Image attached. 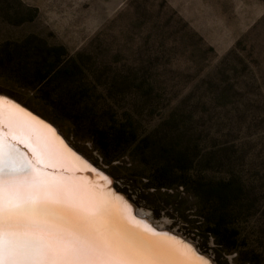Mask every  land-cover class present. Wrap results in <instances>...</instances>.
<instances>
[{"label": "rangeland", "instance_id": "rangeland-1", "mask_svg": "<svg viewBox=\"0 0 264 264\" xmlns=\"http://www.w3.org/2000/svg\"><path fill=\"white\" fill-rule=\"evenodd\" d=\"M36 40L78 64L68 78L76 112L107 125L101 107L107 101L139 122L146 143L168 140L170 150L192 162L193 173L234 187L241 215L230 207L224 219L232 222L223 224L234 236L233 250L184 220V214L196 218L199 200L212 196L144 188L145 178L130 181L124 167L133 169L139 159L151 163L154 153L131 159V147L105 163L89 139L74 137L47 101L19 85L18 61L29 71L38 66L36 74L42 69ZM1 59L14 66L0 64V92L56 124L158 224L192 239L217 264H264V0H0ZM83 90L88 101L80 98Z\"/></svg>", "mask_w": 264, "mask_h": 264}, {"label": "snow or ice", "instance_id": "snow-or-ice-1", "mask_svg": "<svg viewBox=\"0 0 264 264\" xmlns=\"http://www.w3.org/2000/svg\"><path fill=\"white\" fill-rule=\"evenodd\" d=\"M28 115L0 94V264H187L190 253L201 255L193 245L169 242L167 233L130 227L107 194L108 177L79 157L92 174L88 181L74 179L79 167L66 177L67 168L53 163L39 141L24 144L28 168L6 163L5 140L10 147L20 143L21 117Z\"/></svg>", "mask_w": 264, "mask_h": 264}, {"label": "trees", "instance_id": "trees-1", "mask_svg": "<svg viewBox=\"0 0 264 264\" xmlns=\"http://www.w3.org/2000/svg\"><path fill=\"white\" fill-rule=\"evenodd\" d=\"M38 41L36 40L32 44V48L36 49L38 53L35 52L38 55V65L42 69L36 74L38 66L29 71L23 62L18 61L15 66L17 71L14 72L20 77L19 85L34 90L38 97L47 101L57 117L60 116L59 118H61L62 116L64 121L73 127L74 137L78 138L80 137L78 134L82 133L81 138L89 139L105 163L117 160L121 155L126 154L131 147L130 154H128L131 159L139 154L154 153L155 159L151 163L147 159H139L141 163L134 166L133 169L124 167L129 170L127 177L130 181L134 180V182L138 183L141 178H145L144 188L158 190L160 188L181 187L184 192L191 193L197 197L212 196L207 201L199 200L203 205L194 212L196 218L187 219L186 214H184V220L192 224L189 229L197 231L198 235H211L217 246L224 250H233L232 246L234 245H232L231 240L234 236L226 232L223 224L232 222L230 219L228 221L224 219L226 216L229 217L230 207H233L239 214V208L243 207L239 197L234 196V187L223 179L214 181L199 177L196 173H193L192 162L184 159V157L186 158L185 154H177L178 152L170 150L168 148V143H170L168 140L164 142L165 140L158 139L153 144L146 143L145 136L141 137L143 133L139 132V122L136 119L133 120V116L128 112L118 114L117 109L109 105L107 101L101 106L103 110L105 109L110 120L108 124L105 123L107 125L101 126L97 121H93L89 113L76 112L72 108V104L77 106L78 102L73 103L75 95L68 84V78L76 74L73 69H79L78 64L74 60L62 56L57 48L42 45L40 44L41 41ZM1 60L0 64L4 62L8 69H13L14 63L10 59ZM30 74L33 75L29 77ZM57 82H62L65 85L67 84V86H59ZM70 83L78 88L73 81ZM80 93V98H85L88 101L90 95L87 90H83ZM94 105L96 107V104ZM88 106L82 109L86 108L88 112L90 111L87 108ZM174 154L183 156L181 162L176 161ZM177 158L178 160L180 159L178 156ZM122 163H125V161H122ZM212 201H214L216 206L207 205L213 204ZM213 207H216V209L210 211ZM185 209L186 207H184V211ZM198 221L199 223L196 224L195 222Z\"/></svg>", "mask_w": 264, "mask_h": 264}, {"label": "water", "instance_id": "water-1", "mask_svg": "<svg viewBox=\"0 0 264 264\" xmlns=\"http://www.w3.org/2000/svg\"><path fill=\"white\" fill-rule=\"evenodd\" d=\"M0 94L6 95L1 92ZM19 104L25 109L26 113L30 114L28 115V117L31 118L30 121L42 127L49 128L53 139L58 142L60 148L64 150V152L66 153V156L68 157L67 163H57L67 168V171L64 173L66 177L70 179L73 178L74 169L76 167H79V175H76L74 177L75 180L79 181L83 179L84 181H88L92 179V174L87 172L84 169V167L80 166L79 162L76 160V157H79L80 160L86 162L89 166L94 167L104 176L108 177L110 183L106 182L105 184L107 188V194L113 196V199L116 202H118L119 204L118 210L123 215L125 222L128 223L130 227H133L135 228V230L141 232H143L145 228H150L158 233H167L169 242H172V238H175L176 242H184V244L186 245H193L195 247L196 253L201 254L207 261L210 262V264H217L214 261L213 257L207 252L200 250L192 239L165 225H159L154 219H152V217L147 212L140 209V207L134 202V200H132L125 192H123L116 186L113 176L105 168L95 163L93 160H91L82 152H80L78 149H76L63 135V133L60 131V129L56 124L44 118L43 116L36 113L32 109L28 108L21 102H19ZM29 125L32 126L31 124ZM17 146H19L18 148L23 150L24 152L26 151L25 150L26 147H24L21 143L20 145ZM99 179L100 177L97 176L93 182H96ZM105 186H101V187H105ZM137 222L139 223V228H136ZM201 255L190 253L187 257V264H204V260L201 259Z\"/></svg>", "mask_w": 264, "mask_h": 264}, {"label": "bare ground", "instance_id": "bare-ground-1", "mask_svg": "<svg viewBox=\"0 0 264 264\" xmlns=\"http://www.w3.org/2000/svg\"><path fill=\"white\" fill-rule=\"evenodd\" d=\"M21 119L26 121V127L19 134L17 139L23 146L25 143L39 141L40 145L49 153L53 163H67L68 157L66 153L60 148L58 142L53 139L49 128L33 123L28 116H22ZM20 143L16 144L15 141H13L10 147L8 141L5 140L3 145L4 160L6 163L11 162L21 168H28V157L31 156V153L28 152L27 148H25V152L19 149L17 145H20ZM33 146H35V144H33ZM45 162L46 161H42L40 167H42Z\"/></svg>", "mask_w": 264, "mask_h": 264}]
</instances>
